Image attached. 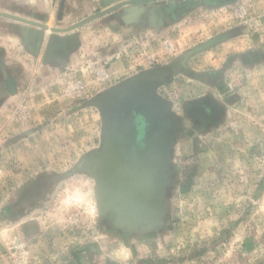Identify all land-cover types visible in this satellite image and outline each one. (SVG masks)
<instances>
[{"label":"rangeland","instance_id":"obj_1","mask_svg":"<svg viewBox=\"0 0 264 264\" xmlns=\"http://www.w3.org/2000/svg\"><path fill=\"white\" fill-rule=\"evenodd\" d=\"M194 1L144 33L101 24L91 54L22 82L0 128V264H264V0ZM116 52L122 77L156 74L174 123L152 228L116 226L100 206L94 102L115 85ZM204 101L213 120L191 108Z\"/></svg>","mask_w":264,"mask_h":264},{"label":"water","instance_id":"obj_2","mask_svg":"<svg viewBox=\"0 0 264 264\" xmlns=\"http://www.w3.org/2000/svg\"><path fill=\"white\" fill-rule=\"evenodd\" d=\"M195 4L186 0L184 6L189 10ZM120 5L69 27H40L52 33L68 32ZM62 8L63 1L58 17ZM40 41L41 35L37 38ZM50 52L51 43L46 57ZM155 76L150 71L136 74L105 90L94 102L102 120L94 161L99 201L104 215L116 226L152 228L159 220L158 199L164 187L174 123L168 104L154 93Z\"/></svg>","mask_w":264,"mask_h":264},{"label":"crops","instance_id":"obj_3","mask_svg":"<svg viewBox=\"0 0 264 264\" xmlns=\"http://www.w3.org/2000/svg\"><path fill=\"white\" fill-rule=\"evenodd\" d=\"M62 1L63 8L61 16L58 17ZM127 1L0 0V128L11 127L14 124L8 117L10 113L17 111V98L21 95L22 82L29 78L32 80L33 76L37 81L39 71L56 72L71 58L78 57L81 52L91 54L97 41L93 42L91 36L99 32L101 24H110L113 28L119 29H140L144 33V30L147 31L151 26L159 24V18L162 20L169 16L171 19H180L185 14H179L183 10H188L181 2L171 3L163 8L160 4L124 3ZM119 3L122 5L68 32L52 33L40 27V25L69 27ZM40 35L41 41L37 42ZM50 43V56L46 57V49ZM114 56L115 59L109 63L108 71L116 85L131 75L121 76L124 73L122 68L124 60L122 61L117 52Z\"/></svg>","mask_w":264,"mask_h":264},{"label":"flooded vegetation","instance_id":"obj_4","mask_svg":"<svg viewBox=\"0 0 264 264\" xmlns=\"http://www.w3.org/2000/svg\"><path fill=\"white\" fill-rule=\"evenodd\" d=\"M191 108L196 115L203 119H207V121L213 120L217 117V111L211 102H197L194 103ZM136 121H138V117L136 118Z\"/></svg>","mask_w":264,"mask_h":264},{"label":"clouds","instance_id":"obj_5","mask_svg":"<svg viewBox=\"0 0 264 264\" xmlns=\"http://www.w3.org/2000/svg\"><path fill=\"white\" fill-rule=\"evenodd\" d=\"M89 197H90V193L81 192L79 190H73L68 193L69 201L72 202L87 201Z\"/></svg>","mask_w":264,"mask_h":264}]
</instances>
